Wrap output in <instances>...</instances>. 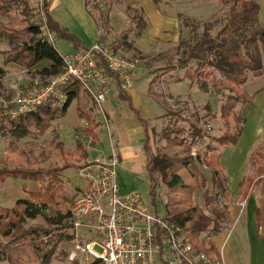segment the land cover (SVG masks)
<instances>
[{
  "label": "trees",
  "instance_id": "1",
  "mask_svg": "<svg viewBox=\"0 0 264 264\" xmlns=\"http://www.w3.org/2000/svg\"><path fill=\"white\" fill-rule=\"evenodd\" d=\"M220 3L222 6L227 4L228 7L224 12L222 11L223 14L219 18L213 20L212 23L204 22L200 34L197 31L198 25L195 27L190 24L192 27L187 36L181 37L178 54H182L183 57L179 58L178 67L183 68L194 62L196 67L191 75L199 78L201 81L199 87L208 93L215 95L221 93V89L226 87L227 94L221 96L223 101L220 106L223 133L210 136L205 128L210 117L205 118L204 116L202 119L195 116V121L190 123L188 129H185L178 125L179 112L175 109L169 112L170 121L164 127L166 133H163V137L166 146L161 151L157 149L156 153H153L148 145L147 120L133 106L127 93L118 92V98L127 103L131 112L143 126L144 150L147 157L145 173L148 184H150L149 193L152 196L151 201L155 210L159 211L155 200L158 175H162L163 172L162 182L167 191L175 196V205L172 210L168 211L163 205L164 216L181 226L194 247L203 251L211 264H222L212 238L227 228L229 223L228 188L224 169L216 150L237 143L245 123L242 111L236 109L237 105L251 104L253 100L252 96L244 92L243 84L250 72L254 75L264 73V58L260 50V45L264 46V27L259 26L257 1L220 0ZM42 4L46 21L45 23L31 22L27 25L26 32L30 36L27 41H24L22 48L29 54L31 64L46 62V65L36 71L41 78H47L57 74L63 66V53L56 47L57 40L70 42L75 48L72 51L85 49L86 46L52 18L46 1ZM19 5H24L26 8L27 2L25 0H0V16L9 13ZM129 12L132 23L138 28L135 35H141L147 27L142 11L129 9ZM46 30L52 32L54 37H58L57 40L54 39V42L49 40ZM133 42L123 37L118 42L119 47L112 48V51L117 53L118 49H125V47L135 50ZM4 72L0 65V91L3 86ZM135 73L134 84H137L135 82L139 81L135 80ZM215 74L220 75L222 85L212 91L208 83L214 84ZM61 90L65 94L62 100L50 98L28 114L12 119L0 118V138H37L41 134L37 132H42L52 121L62 116L72 101L82 94L89 97L95 105L93 99L76 82L66 84ZM207 110L211 113L210 109ZM80 115L87 124L83 132L93 141H98L99 136L95 130L100 122L88 110ZM206 138L209 142L205 143ZM80 149L81 146L77 143L75 152L85 158L86 151ZM249 160L250 170L240 182L239 193L242 198H245L249 191L264 179V146L254 148ZM203 167L207 168L211 174L210 187H206V179L201 169ZM61 172V167L52 164L35 169L23 167L0 169V182L8 178L21 179L22 187L27 193V196L16 198L11 207L0 206V263L7 261L8 264H49L57 250L62 259H66V253L63 248L61 249V244L68 238L56 232L69 216V210L62 212L67 203V197L62 188ZM26 181L37 182L38 189L27 190L24 185ZM199 188L204 189V207L193 202V193ZM204 210H208L212 218L208 219ZM47 211L53 216L49 217ZM38 218L43 220L44 226L38 227L30 224V221ZM209 223L211 226L208 229ZM167 256L171 257L170 253ZM87 264L101 263L100 260H94Z\"/></svg>",
  "mask_w": 264,
  "mask_h": 264
},
{
  "label": "rangeland",
  "instance_id": "2",
  "mask_svg": "<svg viewBox=\"0 0 264 264\" xmlns=\"http://www.w3.org/2000/svg\"><path fill=\"white\" fill-rule=\"evenodd\" d=\"M25 1L27 2L26 8L24 5H19L20 7L18 6L9 13L0 16V65L5 71L2 78L3 86L0 91V115L6 112V108L13 106V101L22 96V93L35 77H39L36 70L46 65L45 61L31 64L29 54L22 48L24 41H27L30 36L26 32L27 25L31 22L45 23L46 21L42 4L45 0ZM86 1L90 13L101 29L96 38L103 41L108 49L112 50V48L119 47L118 42L123 37H127L128 41H136L138 45L136 48L134 47L135 50L133 48L126 49L125 47V49H118L117 53L130 58H139L135 80L141 83L144 82L145 86L142 85L143 88L140 86L141 91H138L135 98L137 105H140L143 96H147L149 100L146 107L150 117L146 118V124L149 136L148 145L153 153H156L157 149L161 151L166 146L163 137V133H166L164 127L170 121V118H168L169 112L175 109L179 112L178 125L185 127V129H188L190 123L195 121V116L200 117V119L204 116L205 118L210 117L208 124L205 126L210 136H218L223 133L224 127L220 118V106L223 101L221 96L227 94L226 87L221 89V93L215 95L202 90L199 87L201 85L199 78L191 75L196 67L194 62L183 68L178 67V60L183 57L182 54H178L180 50L178 44L182 36H187L190 27H192L191 25H195V27L198 25L197 31L200 34L203 23H212L213 20L219 18L223 14L222 11L224 12L228 7L227 4L222 6L220 0ZM256 1L259 5L258 22L262 28L264 27V0ZM129 9L142 11L147 27L141 35H135L138 28L132 23ZM46 32L49 40L52 42H54V39L57 40L58 37H54L52 32L47 30ZM56 42V47L61 53L71 51L65 41H59L62 43ZM260 50L264 58L263 45H260ZM143 77L144 80H142ZM258 77L262 79H259L257 83H259L260 88H263L264 73L257 75V79ZM213 79L214 84L208 83V87L212 91L222 85L219 74H215ZM117 93L118 91L113 87L108 97ZM243 107L238 104L236 109L242 111L244 110ZM207 109H210L211 113H208ZM86 110L90 111L91 115L99 121V108L93 105L89 97L82 94L78 99L72 101L62 116L52 121L42 132H37L41 133L37 138H0V169L18 167L35 169L46 167L49 164L62 168V188L67 197L65 208L62 209L63 213L74 205L77 197L86 187V182L80 175V167L97 153V148H105V144L99 143V134L111 133L109 126L105 123L103 130L101 126L95 130L99 136L98 141H93L91 137L86 135L83 129L87 124L80 115ZM165 113H167L166 116ZM247 120L249 129H246V131L248 133L254 122L250 126V119ZM260 125H262V122ZM255 126H258V124ZM205 140V143L209 142L208 138ZM77 143L81 146L80 150L86 151L87 156L85 158L81 157L80 153L75 152ZM258 146H264V143H258L254 148ZM195 150L197 149L195 148ZM244 152L245 150L240 151L235 156L240 163L244 162ZM138 156L141 159L143 153L140 152ZM131 162L134 161L131 160ZM130 166L133 168L130 170L134 171L136 176L138 191L151 203L150 184H148L145 170H142L143 161L135 160L134 164H130ZM201 169L205 179H210L209 170L205 167ZM126 170L128 168L122 165L121 172L124 173ZM163 180L164 173L162 172V175H158L155 196L159 208L158 212L161 215H164L163 205L167 207L168 211L172 210L175 205V196L167 191L162 182ZM233 180H236L237 185V179ZM22 182L21 179L13 178L0 182V206L11 207L16 198L26 196L27 193L24 188L26 194L18 195L16 193L12 197L7 195L10 187L18 188L20 184L22 185ZM24 185L27 190H37L39 187L38 183L34 181H26ZM233 186L232 184L231 187ZM235 197L238 199V196ZM238 202L239 200L236 203ZM198 203L200 204V202ZM204 214L208 219L212 218L208 210H204ZM48 215L53 216L49 213ZM30 224L38 227L44 226L41 218L30 221ZM209 224L208 229L211 226V223ZM62 248L65 251L66 245L61 244ZM80 261L79 264H84L82 260ZM0 264H8V262L5 261ZM49 264L72 263L64 258L62 259L60 252L57 250L51 257Z\"/></svg>",
  "mask_w": 264,
  "mask_h": 264
},
{
  "label": "built area",
  "instance_id": "3",
  "mask_svg": "<svg viewBox=\"0 0 264 264\" xmlns=\"http://www.w3.org/2000/svg\"><path fill=\"white\" fill-rule=\"evenodd\" d=\"M62 58L57 74L35 77L0 116L12 119L36 110L50 98L62 100L65 94L61 88L70 82H76L99 109L113 87L128 93L134 86L138 58L113 52L100 39L85 49L64 53ZM97 149L80 167L86 187L56 231L68 238L62 241L66 260L84 264L94 260L101 264H211L181 226L157 212L137 189L120 192V159L114 142L110 139L105 148Z\"/></svg>",
  "mask_w": 264,
  "mask_h": 264
},
{
  "label": "crops",
  "instance_id": "4",
  "mask_svg": "<svg viewBox=\"0 0 264 264\" xmlns=\"http://www.w3.org/2000/svg\"><path fill=\"white\" fill-rule=\"evenodd\" d=\"M45 1L48 4V12L52 18L62 28L74 34L81 44L88 46L98 36L101 29L94 16L90 13L86 0ZM59 41L65 40L57 41L58 43H62ZM65 42L71 51L75 49L70 42ZM136 46L138 45L134 41L133 47L136 48ZM247 77L246 82L243 84V90L247 95L252 96L253 100L251 104L242 105L244 106L242 114L245 117L242 133L235 145L216 150L220 164L224 169L229 194L227 207L229 217L228 227L212 238L220 254L222 264H264V179L249 191L245 198H242V195L239 193L240 182L247 176L250 170V154L258 143H264V87L260 88L259 83H257L262 78L258 77L257 79V75L251 72ZM144 79L143 77L142 80ZM138 83L134 84L127 94L133 106L147 120L146 118L150 117L146 107L149 101L148 97L143 96L140 105L136 104L135 96L138 95L139 90L141 91L140 86L141 88H143L142 85L145 86L144 82ZM99 112V127L101 126L103 130L106 123L111 131V133H100L99 143H103L106 146L109 139H111L118 149L120 164L117 180L120 192L125 193L133 189L138 190L136 187V176L134 171L130 170L133 169L130 164H134L135 160H142V170H146L147 157L144 150L145 134L143 126L133 112H131L127 103L118 98V93L108 97L102 104ZM247 119H250V126L252 122L255 125L258 124V126H255L252 123V129L248 133L246 131V129H249ZM261 122L262 125H260ZM100 144L99 146H101ZM245 146L246 148L244 149ZM244 150V162L240 163L235 156ZM139 151L143 153L141 159L138 156ZM221 154L223 155L221 156ZM131 160L134 162H131ZM122 165L128 168L124 173L121 172ZM233 179H237V185L236 180L234 181ZM232 184L234 185L233 187H231ZM206 185L207 187L211 186V174L210 179L206 180ZM202 189H196L193 193V200L200 207H204V189ZM16 193L18 195L26 194L21 184L18 188L10 187L7 195L12 197ZM235 196H238V199ZM238 200L239 202L236 203Z\"/></svg>",
  "mask_w": 264,
  "mask_h": 264
}]
</instances>
